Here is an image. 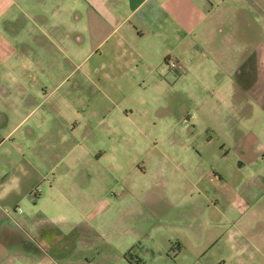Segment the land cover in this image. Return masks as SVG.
Returning <instances> with one entry per match:
<instances>
[{"label":"crops","instance_id":"crops-1","mask_svg":"<svg viewBox=\"0 0 264 264\" xmlns=\"http://www.w3.org/2000/svg\"><path fill=\"white\" fill-rule=\"evenodd\" d=\"M0 47V264H85L98 174H116L118 140L149 136L140 111H161L165 94H177V143L201 127L242 173L225 209L206 197L221 264H264V0H0ZM55 47L48 88L33 65Z\"/></svg>","mask_w":264,"mask_h":264},{"label":"rangeland","instance_id":"rangeland-1","mask_svg":"<svg viewBox=\"0 0 264 264\" xmlns=\"http://www.w3.org/2000/svg\"><path fill=\"white\" fill-rule=\"evenodd\" d=\"M0 51L1 55L7 48ZM53 55L48 67L40 59L33 65L38 82L48 88L55 87L56 81L47 79L43 71L62 70L56 47ZM159 97L161 111H154V104L140 111L147 117L144 130L149 136L135 132L130 140H118L116 174L103 168L98 174L102 209L91 218L92 229L82 225L85 264H221L228 251L222 238L216 239L221 223L209 224L211 216H217L211 215V201L216 199L206 197L214 193L225 209L220 196L234 200L242 173L230 170L234 159L225 158L227 143L210 140L201 127L196 136L183 137L185 144L177 143V94ZM237 103H243L245 113L255 110L253 120L263 119L250 96L239 95ZM156 115L164 122L155 120ZM134 118H139L136 113ZM105 145L103 140V149ZM177 166L187 170L186 178ZM215 170L222 173L221 182L210 181ZM195 175L202 179L194 185Z\"/></svg>","mask_w":264,"mask_h":264},{"label":"built area","instance_id":"built-area-1","mask_svg":"<svg viewBox=\"0 0 264 264\" xmlns=\"http://www.w3.org/2000/svg\"><path fill=\"white\" fill-rule=\"evenodd\" d=\"M166 66L171 68L172 70L174 69H181L182 68V64L179 63V62H174V61H169V62H166Z\"/></svg>","mask_w":264,"mask_h":264}]
</instances>
